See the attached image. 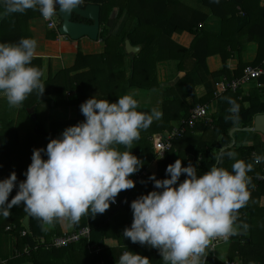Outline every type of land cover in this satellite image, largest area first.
Wrapping results in <instances>:
<instances>
[{"label": "clouds", "instance_id": "1", "mask_svg": "<svg viewBox=\"0 0 264 264\" xmlns=\"http://www.w3.org/2000/svg\"><path fill=\"white\" fill-rule=\"evenodd\" d=\"M82 4L83 0H0L4 15L33 9L44 20H51L58 11L70 15ZM36 50L34 38L0 43V96L9 107L18 108L33 92L41 96L45 91L43 73L32 65ZM226 99L231 115L225 119L238 124L240 105ZM137 109L132 94L122 95L116 102L96 96L87 99L80 105L84 121L67 127L46 148L33 149L23 181H17L15 171L0 179V216L7 219L11 209L21 204L26 213L47 225L59 221L76 224L83 216L105 213L120 192L135 187L130 177L143 166L131 150L120 151L115 146L132 149L141 131L163 116L155 108L150 113ZM225 154L234 161L231 171L213 166L198 176L193 165L182 167L177 159L166 167L170 178L150 175L148 180L156 190L131 202L133 220L123 236L157 249L163 264H206L210 240L227 239L238 234V227L248 228L247 224L236 225V221L238 210L250 198L248 173L253 165L223 149L213 157L217 164ZM261 161L264 156L257 155L254 162ZM182 173L185 179L180 182ZM14 188L17 192L9 200ZM118 264H150V260L127 250Z\"/></svg>", "mask_w": 264, "mask_h": 264}, {"label": "trees", "instance_id": "2", "mask_svg": "<svg viewBox=\"0 0 264 264\" xmlns=\"http://www.w3.org/2000/svg\"><path fill=\"white\" fill-rule=\"evenodd\" d=\"M230 2H232V0H225L224 5H230ZM89 3L101 5L103 16L101 13L102 29L100 38L106 43L104 52L86 55L76 46H73L74 40L68 38L66 43H64L65 41L63 40L58 41L57 33L53 30H49L47 38L49 40H56L55 43L58 47L55 48L58 50L61 46L72 48L73 51L70 53L76 54V62L69 69L66 68L59 71L55 76L49 77L48 81L44 82V93L41 96L37 93L35 102L36 105L38 104V107L41 103L47 102L41 101L42 96L49 93L48 88L53 87L55 89L59 87L55 85L59 81L62 85L57 89L63 90L56 89L55 96L57 95L59 97L57 94L58 91H65L66 94L68 91L74 90L77 95V100L72 103L78 106V117L68 121H54L51 123V127L48 130L42 122L44 120L41 121L39 119L37 114L38 107L36 106L35 111H33V114H36V119L33 118L32 120L34 121L32 124L33 132L25 134L24 137L20 134L19 129L2 123V131L0 132L1 175L7 174L6 176L8 177L15 171L17 174V181H23L26 178L23 173L26 172L31 163L33 149L46 148L50 140L58 138L67 127L84 121L85 117L80 111V105L89 99L87 98V91L90 85L95 82L92 80L94 74L96 72H101L104 68L105 73H107L105 79L106 83H104V85H107V79H109L108 72L116 74L115 72L118 67L117 63H120L119 66L124 64L126 56L129 55L125 49V40L127 38L130 39L134 45H142V49L139 55L133 56L131 74L127 78V81H122V83L118 82V90L123 86L157 88L159 84L156 75V64L162 60H177L178 72H184L183 76H181L182 88L195 96V84L197 82H205L209 95H207L204 102H210L215 97V94L211 83L207 81V76H211L213 79H218L222 76H226L228 79L238 78L241 77L244 69L248 65L255 66L264 63V30L251 32L252 38H255L259 44L258 57L256 60L251 64L244 63L240 60L235 70H231L228 67V60L232 58L235 51L241 54L245 47L236 46L232 41L233 39L229 38L225 33L220 35H209L212 37L214 43H216V47L202 45L203 36L200 37L202 39L197 40L190 48H184L171 41V36L174 32L189 31L193 34H198L199 31L197 28L199 23L206 19L202 12L182 4L180 0H152L151 2L149 0H132L131 5L129 4V9L134 11L136 15L137 26L129 33H126L122 29L118 30L115 35L111 33V28H114L115 21L109 19L108 14L105 12L110 6V0H83L82 5L86 6ZM204 3H206V0H204ZM181 8L183 12H181ZM184 11H187V13L185 14ZM213 12L214 14H218V11L215 10L214 7ZM221 16L222 18L226 17L222 14ZM248 17L253 18V20L255 18L251 15H248ZM74 20L83 21V19L77 15L74 16ZM262 22H264V16L260 18L257 25ZM154 24H164V26L160 31L153 32L151 27ZM165 41H170V46H167ZM62 51L59 50L58 52ZM65 52L64 50L63 53ZM214 54L221 55L224 66L219 71L209 72L207 58ZM87 66L91 67L89 71L71 75L73 72L82 70ZM194 72L197 73V77L194 76ZM147 80H150V83H147ZM259 82L261 83L260 87H255L249 95L242 96L241 98L240 96L243 94L241 89L237 92L231 90L226 91L223 95L219 96L220 110L214 115L213 123L211 125L198 124L195 131L197 130L199 133L193 134V128L188 130L181 137H191L192 139V148L195 155L193 166L196 168L198 176L216 165L231 171V166L234 161L228 158L226 154L222 157L221 164H217V161L213 158L214 155L225 147L224 150L237 153V159L243 160L246 163H252L253 165L252 170L248 173V176L251 178V183L249 184L250 198L247 204L238 210V219L236 221L238 226L247 224L248 228L245 230L242 226L238 227V234L232 235L233 240L229 252V258L231 260L237 252L243 260V264H264V180H259V177L263 174V165L254 162L255 157L253 154L256 151V145L245 146L242 144H235L229 146L234 140L230 132L234 127L245 128L252 126L255 116L264 113V101L262 100L264 98V78H261ZM67 84L70 85L67 86ZM70 87L71 89H68ZM124 91L125 88L122 92L116 91L113 100H117L120 94L124 95ZM55 96L53 99L55 101V106H57V98ZM228 97L232 98L240 105V121L238 124H233L231 119H225L226 116L231 115L228 111L231 107L226 99ZM51 101L52 100H48L49 105ZM165 104L167 107L169 102L165 101ZM183 115L184 118H187L189 112L185 111ZM172 119V114L166 111L164 119L154 123V132L161 133L170 129V121ZM172 154L173 149L166 153L163 162L169 160ZM44 158L46 159L47 157L45 156ZM152 160L153 157L146 161L143 167L148 166ZM161 165V163H158V169H161ZM4 169L7 170L4 171ZM16 192L17 188L16 190L13 189V192L9 196L10 200ZM26 215L27 213L24 211V206L21 204L11 209V214L7 219L3 217L0 218V234H12L14 236V246L17 251L23 252L27 245L32 247L29 254H15V257L7 260L8 264H21L23 261L31 264H62V261L66 258H68L70 264H118L119 257L127 250L148 257L150 264H163L158 250L147 245L142 246L139 243H133L135 249H131L130 245H127L125 242H122L118 247L110 248L105 246L104 240L108 237L111 228V214L109 213V209L103 214H97L95 217L87 215L81 217L80 221L74 224V226L76 229L89 226L90 238L82 240L79 244L64 248H54L51 245L48 246V244H39L37 238L45 237L48 242L51 233L45 229L42 221L32 216L30 218L31 232L22 235L21 232L25 229L23 219ZM54 223L56 224V229L52 233H56L59 236L62 235L59 222ZM8 227H13V229L7 230ZM96 246L100 247L99 253L93 248ZM206 251V264H220L215 259L209 263L208 259L212 253L209 247Z\"/></svg>", "mask_w": 264, "mask_h": 264}, {"label": "crops", "instance_id": "3", "mask_svg": "<svg viewBox=\"0 0 264 264\" xmlns=\"http://www.w3.org/2000/svg\"><path fill=\"white\" fill-rule=\"evenodd\" d=\"M150 2L152 0H149ZM132 0H110V6L105 10L108 14L109 19H113L115 21L114 28H111L112 35H115L118 30H124L126 33H129L135 29L137 26V18L135 17L134 11L129 9V4L131 5ZM180 2L186 6L192 7L195 10H199L202 12L206 19L201 21L198 25L197 30L199 31L198 34H193L189 31L183 32H174L171 36V41L176 44L181 45L184 48H190L193 44L196 43L197 40H200L201 36H203L202 45H211V47H216V43H214L213 39L210 34L220 35L225 33L229 38L233 39L232 41L238 47H245L243 52L239 54L238 51L233 53L232 58L228 60V67L231 70L237 69L240 60L244 63H253L256 58L258 57L259 51V44L252 38L251 32L256 30H264V22L257 25L260 21V18L264 16V0H232L230 5H224L225 0H180ZM213 7L215 10L218 11V14H214ZM241 9V10H240ZM134 10V9H133ZM181 12L183 9L181 8ZM3 6H0V43H16L21 38L28 37L34 38L37 40V55L32 61V65L38 67L41 72L43 73L42 78H46L47 72L49 67L51 69L54 68L52 64L54 60H60L64 58V54L62 52L56 53L52 52V46L50 44L54 43V40H49L48 31L49 29L46 26V23L41 16L38 10L29 9L24 13H12V14H3ZM138 11V10H137ZM136 11V12H137ZM247 12V14H246ZM102 16L103 12L101 11ZM186 14L187 11H184ZM226 16L225 18H222ZM248 15H251L254 18H249ZM164 24L156 25L154 24L151 27L153 32L160 31L163 28ZM102 29V23H101ZM89 39L88 37H85ZM84 39V38H83ZM254 39V40H252ZM65 39H58V41H62ZM125 40V49H126V41ZM131 45L134 47H139L137 51H131L127 53L129 54L125 58V63L120 65L117 63V70L116 74L113 72H108L107 85L105 79L107 77V73H105V69L101 72H96L92 78L95 81L93 84L90 85L88 88V96L87 98H91L96 96L97 99H108L111 102H116L117 100H113L114 94L117 92H122L125 88V94H132L134 98L138 102V111L150 113L153 108L160 110L163 113L162 119L159 121H153L152 125L147 129L141 131V136L138 141L133 142L132 149H126L124 146L117 145L115 147L118 148L120 151L131 150L132 154L137 156L141 161L143 166L146 164V161L150 160L153 157V160L148 166L141 167L140 171L146 173L145 176L137 179L135 181V187L129 190L122 191L118 194L117 199L119 200V205L111 204L109 207V213L111 214L110 221H111V228L108 233V237L104 240V244L106 247H118L121 243L125 242L127 245L129 244L131 249H135V246L131 242V240L125 238L123 236V231L126 227H130L132 220H133V213L130 207V204L133 200L138 198L142 194H146L147 192L154 189L153 182L148 180V177L152 174H155L157 179H164L170 178L166 174V167L169 164L175 162H163L164 157H157L156 153L154 152L152 136L155 134H162L167 136L168 133L175 127L179 126L181 122L185 119L183 113L185 111L190 112V110L199 104H206L208 105L211 118L213 119L214 115L220 110L219 104V96L223 95L225 92L219 93L217 96L213 98L210 102H204L207 95H209L208 88L205 82H197L195 84V96L192 93H188L186 89L182 88L181 85V76H183L184 72H178L177 60H162L159 61L156 65V75L158 80L157 88H142L139 86H129V87H121L120 90L117 89L118 82L122 83L127 81V78L131 74V64L132 58L134 55H139V52L142 49V45H134L130 41ZM100 48L98 51H93L90 49V46L87 45L84 48L86 52L89 50L90 52H86L87 55H94L100 54L104 52L106 43L101 40V38L97 41L96 45ZM167 46H170V41H165ZM51 50V51H50ZM85 54V53H84ZM76 62L75 57L70 60L65 67L70 68ZM66 63V61H65ZM49 64V66H48ZM48 66V67H47ZM207 66L209 72L219 71L223 68L224 63L223 59L220 54H214L207 58ZM63 67V68H65ZM57 68V65H55ZM62 68V67H61ZM60 68V69H61ZM65 68V69H66ZM91 69L90 66L82 70H78L77 72H73L71 75H75L77 73L89 71ZM152 70V69H151ZM107 71V69H106ZM194 76L197 77V73L194 72ZM224 78H228L226 76H222L218 79H213L211 76H207V81L211 83L214 94L216 92V84L223 80ZM150 83V80L146 81ZM261 83L259 81H254L251 84L241 88L243 94L240 96L249 95L251 91L255 87H260ZM122 96V94H120ZM119 96V97H120ZM45 96H42L44 99ZM218 97V98H217ZM50 98V97H49ZM37 99V92H33L30 94L26 100L23 102V105L18 108L9 107L7 104L6 98L0 96V119H7L9 121L8 125L13 128L19 129V131L24 128L28 129L27 127H32L33 125L29 126L28 121H26L27 116L23 113H29L30 115L33 114L35 111ZM49 100V99H48ZM77 100V95L75 91H68L66 93L65 101L70 103L68 107L62 108V111L59 110V115H56L54 118L48 119L49 121V128L51 127V123L54 121H68L74 120L78 117V106L73 104ZM264 101V98L262 99ZM165 101L169 102V105L166 107ZM175 101V102H174ZM174 102V103H173ZM54 104V102H53ZM40 106V105H39ZM169 112L172 114L173 119L170 121V129L157 133L154 132V123L160 122L164 119L165 112ZM9 115L10 118L12 115L13 118L8 119L5 118ZM6 121V120H5ZM201 124V123H199ZM203 124V123H202ZM253 124V123H252ZM198 125V124H197ZM196 125V126H197ZM192 130L193 134L199 133V131H195V128ZM47 127V128H48ZM2 128L0 127V132ZM22 131V130H21ZM242 132V131H241ZM244 132V131H243ZM248 133V132H247ZM23 135L24 133H21ZM234 137V136H233ZM244 140L241 143H238V140L235 138L232 142L233 145H245L251 146L255 145V139L257 135L255 133L245 134L244 133ZM230 146V145H229ZM228 146V147H229ZM144 149V150H142ZM191 151V152H190ZM173 152L178 154L177 159H181L184 165L189 166V164L193 165L195 161V155L192 148V139L190 138H182L176 139L174 142ZM256 155L257 152L255 151ZM166 155V154H165ZM172 158V157H171ZM170 158V159H171ZM158 163H161V169H158ZM261 165L262 162H260ZM264 166V165H263ZM6 170V169H5ZM4 170V171H5ZM137 172V173H138ZM4 176L5 174L1 175ZM7 175V174H6ZM133 174L130 178L133 179ZM185 179V174H181L180 182ZM16 190V188H14ZM10 200V199H9ZM28 214V213H27ZM2 216H0L1 218ZM26 217V216H25ZM24 217V218H25ZM237 225V223H236ZM59 226L62 231V235L66 232L76 230L74 224H69L66 221H59ZM45 229L51 233L50 240L47 242L45 237L37 238V242L41 245L48 244L51 245L53 239L59 235L54 232L56 229V224L53 223L52 225L44 224ZM224 243V242H222ZM228 243V242H227ZM221 244V243H219ZM232 242H230L227 247L221 248L219 251L214 250L212 255L209 257V263L212 260L218 261L220 264H227V262H234L236 264H243V260L241 259L240 255L236 252L235 256L231 260L229 258V252ZM16 249L14 246V236L10 233H1L0 234V257L6 260H9L15 257ZM21 264H31L29 262L23 261ZM62 264H70L68 258L62 261Z\"/></svg>", "mask_w": 264, "mask_h": 264}, {"label": "built area", "instance_id": "4", "mask_svg": "<svg viewBox=\"0 0 264 264\" xmlns=\"http://www.w3.org/2000/svg\"><path fill=\"white\" fill-rule=\"evenodd\" d=\"M241 10V9H240ZM46 26L49 30H53L57 33L58 39L67 38L68 36L62 35L60 31L61 27V20L58 14L52 17L51 20H44ZM49 24H52V27H49ZM261 78H264V63L261 65H248L241 77L238 78H224L223 80L219 81L216 84V92L215 95L217 96L221 92H226L231 90L233 92H237L239 89L244 88L245 86L251 84L254 81H259ZM203 123L205 125H211L213 123V119L209 115V108L206 104H199L195 105L189 112V116L185 118L181 124L175 128H173L167 136L162 134H155L152 136L153 148L154 152L159 157H164L165 154L172 150L174 147V140L176 138L182 137L188 130L193 129L197 124ZM159 145V147H157ZM256 157V153L253 154ZM258 164V163H257ZM263 174L259 177V180H264V166L262 168ZM146 173L138 172L134 176L133 180L136 181L141 177L145 176ZM118 206L119 200L116 198V203L113 204ZM13 227H8L7 230H12ZM29 231L25 228L21 234L26 235ZM90 238V227L85 226L82 229H76L74 231L66 232L63 235L57 236L53 239L51 246L54 248H64L69 247L74 244H79L84 239ZM232 239V236H229L227 239L223 238H214L210 240L209 243V250L214 252L216 246L222 242H228ZM91 247V246H90ZM97 253L100 252V247L96 246L93 247ZM32 247L27 245L24 248V251H17V255H22L23 253L29 254ZM0 264H8L7 260L0 257ZM227 264H236L234 262H227Z\"/></svg>", "mask_w": 264, "mask_h": 264}, {"label": "rangeland", "instance_id": "5", "mask_svg": "<svg viewBox=\"0 0 264 264\" xmlns=\"http://www.w3.org/2000/svg\"><path fill=\"white\" fill-rule=\"evenodd\" d=\"M49 32V31H48ZM68 38L69 37H67V38H63V39H65V40H63V41H65L64 43H66L67 42V40H68ZM69 42H70V40H69ZM68 42V43H69ZM96 43H97V41H93V40H91V39H87V38H85L84 37V39L82 38V39H80V40H77V41H73V46H76L78 49H80V51H82L83 53H85L86 54V52H90L89 50H87L86 52L84 51V48H86L87 47V45H89L90 46V49L91 50H93V51H98L100 48H98V47H100V44H99V46H97L96 45ZM49 46H52V52H56V53H60V52H58L59 50L60 51H66L65 53H63V51H62V53L64 54L63 56H65V60H64V58H61L60 60H54V63L55 64H52L53 66H54V68L53 69H51V67H49L48 68V70L47 71H45V73L47 72L48 74H47V76H46V78H42V81L43 82H45V81H48V78L49 77H53V76H55L59 71H61V70H64L66 67H65V65L70 61V60H72V58L73 57H75V59H76V54L75 53H70V52H72L73 51V49L72 48H70V47H67V48H65L64 46H61V47H59V50L58 49H56L55 47H58L57 46V44L54 42V43H52V44H50ZM51 51V50H50ZM87 55V54H86ZM65 61H66V63H65ZM55 65H57V68H55ZM48 66H49V64H48ZM47 66V67H48ZM62 67V68H61ZM63 67H65V68H63ZM61 68V69H60ZM67 69H69L68 67H67ZM55 85H58L59 87H61V85H62V83H60L59 81L55 84ZM70 84H67V86H69ZM59 87H56L55 89L52 87V88H48L49 89V93L48 94H45V95H43V96H45L44 97V99H42L41 98V101H47V102H44V103H41L40 104V106L38 107V109H37V114H38V117H39V119L42 121V120H44V121H42L44 124H45V127L47 128L48 126H49V121H48V119H50L51 118V116H52V118H54L56 115H59V110L60 111H62V108H66V107H68L69 106V103L68 102H66L65 101V98H66V94H65V91H58L57 92V94L59 95V97L56 95L55 96V90L57 89V88H59ZM68 89H71V87L70 88H68ZM57 90H63V89H57ZM56 97L57 98V106H55V101H54V99H53V97ZM50 97V98H49ZM48 99L49 100H52L51 102H50V105H49V102H48ZM53 102H54V104H53ZM24 115H26L27 116V118H26V121H28V123H29V126L30 125H32L33 124V122L34 121H32L33 120V115H30L29 113H23V116ZM209 115L211 116V114H210V111H209ZM13 116L14 115H12L10 118H8L9 117V115H7L5 118H8V119H11V118H13ZM212 117V116H211ZM6 120V121H5ZM0 119V127L2 128V123H5L6 125H8V123H9V121H7V119ZM253 125V124H252ZM28 129H24V128H22L21 130H20V132L21 133H24L22 136L24 137L25 136V134H27V133H32L33 132V128L32 127H27ZM48 130L50 129L49 127L47 128ZM212 132V131H211ZM244 133L245 134H251L252 132H236L235 134H234V139L236 138L237 140H238V143H241V142H243V140H244ZM253 133H255L256 135H257V138L255 139V145H256V152H257V154L258 155H260V156H264V135L263 134H261V133H257V132H253ZM213 134V133H212ZM180 139H182L181 137H179ZM178 138V139H179ZM191 152V151H190ZM157 157H159V156H157ZM177 158H178V154H175L174 152H173V154H172V158L171 159H169V160H167L166 162H169V161H172V162H174V159H176L177 160ZM262 162V164L264 165V161H261ZM185 163H182V167H187V165L185 166L184 165ZM5 170V169H4ZM7 170V169H6ZM4 178H7V176L6 175H4V176H1V178L0 179H4ZM232 240L233 239H231V240H229L228 241V243L227 242H224V243H221V244H218L217 246H216V250L217 251H219L221 248H225V247H227V245L230 243V242H232Z\"/></svg>", "mask_w": 264, "mask_h": 264}, {"label": "water", "instance_id": "6", "mask_svg": "<svg viewBox=\"0 0 264 264\" xmlns=\"http://www.w3.org/2000/svg\"><path fill=\"white\" fill-rule=\"evenodd\" d=\"M58 9V5L56 6ZM79 16L83 21H75L74 16ZM58 16L61 20L60 31L62 35L68 36L72 40H80L84 37H88L93 41L100 39L101 32V5L95 3H89L86 6L81 5L80 7L73 10L70 15L58 11ZM126 49L128 52L137 51L139 47L131 45L130 41H126ZM36 119V115L33 116ZM257 132L264 135V113L255 116L253 125L245 128L234 127L230 134L234 136L236 132ZM234 142V141H233ZM232 146V145H230ZM226 148V147H225ZM223 148V150L225 149ZM217 166V165H216ZM31 216L29 214L23 219L24 227L31 232Z\"/></svg>", "mask_w": 264, "mask_h": 264}]
</instances>
